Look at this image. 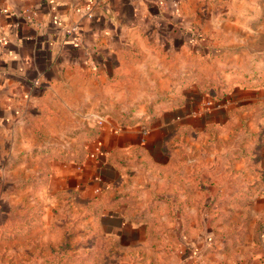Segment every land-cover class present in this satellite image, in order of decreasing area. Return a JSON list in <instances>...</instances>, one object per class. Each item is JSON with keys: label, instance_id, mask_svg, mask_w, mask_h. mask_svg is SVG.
Segmentation results:
<instances>
[{"label": "crops", "instance_id": "0c3cea01", "mask_svg": "<svg viewBox=\"0 0 264 264\" xmlns=\"http://www.w3.org/2000/svg\"><path fill=\"white\" fill-rule=\"evenodd\" d=\"M203 2L0 0L3 191L33 180L52 204L97 206L106 236L147 238L159 215L180 233L188 205L200 219L264 189V86L204 111Z\"/></svg>", "mask_w": 264, "mask_h": 264}, {"label": "rangeland", "instance_id": "374dc122", "mask_svg": "<svg viewBox=\"0 0 264 264\" xmlns=\"http://www.w3.org/2000/svg\"><path fill=\"white\" fill-rule=\"evenodd\" d=\"M203 4L189 32L202 43L193 46L201 49L198 79L209 91L206 111L233 87L264 86V0ZM187 209L185 231L181 225L178 233L177 220L159 215L148 222L147 238L131 236L129 229L116 238L93 219L97 206L66 199L52 204L33 180L6 191L0 187V264H264V189H246V205L203 203L200 219H194V205Z\"/></svg>", "mask_w": 264, "mask_h": 264}, {"label": "trees", "instance_id": "16d2710c", "mask_svg": "<svg viewBox=\"0 0 264 264\" xmlns=\"http://www.w3.org/2000/svg\"><path fill=\"white\" fill-rule=\"evenodd\" d=\"M197 46H200V47L202 48V43H200V42L198 41V45H197ZM226 95H227V91H226L225 93L218 94V96L215 97V100H216V101H222L223 98H224Z\"/></svg>", "mask_w": 264, "mask_h": 264}, {"label": "built area", "instance_id": "2783aa9c", "mask_svg": "<svg viewBox=\"0 0 264 264\" xmlns=\"http://www.w3.org/2000/svg\"><path fill=\"white\" fill-rule=\"evenodd\" d=\"M74 30H76V28ZM196 37L199 38V36H196ZM196 37L193 36V44H198V42L196 41ZM209 105H210V103H209ZM207 109H209V108H207ZM99 125H103V121L101 119H99Z\"/></svg>", "mask_w": 264, "mask_h": 264}]
</instances>
